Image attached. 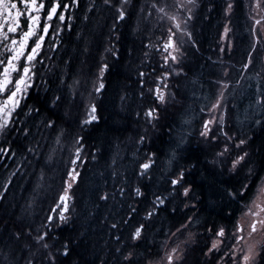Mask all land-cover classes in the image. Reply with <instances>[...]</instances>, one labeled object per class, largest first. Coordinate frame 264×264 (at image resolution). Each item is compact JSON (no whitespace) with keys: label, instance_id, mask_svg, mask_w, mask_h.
<instances>
[{"label":"snow or ice","instance_id":"obj_1","mask_svg":"<svg viewBox=\"0 0 264 264\" xmlns=\"http://www.w3.org/2000/svg\"><path fill=\"white\" fill-rule=\"evenodd\" d=\"M103 6L112 13L111 23L101 22L97 20L94 29L88 32L77 33V41L80 46L78 51L80 55L85 57L81 60V68L79 72L69 73L71 58L62 61L64 68L59 65H45V60L51 61L53 57L48 55L49 52H58L60 43L63 42L62 33L64 31H72L73 17L70 15L72 8L79 7V0H0V141L7 142V137L13 133L17 136H22L25 141L32 135L31 129L26 122L20 121L19 117L23 114L25 117L41 114V109L28 105L25 102L31 94V91L36 87V79L39 77L43 80L41 68H46L47 71H52L53 67L60 70V83L68 89V101L70 104H75L77 97L80 102H85V94L87 103H84L86 119L80 121V127L83 128L91 125L93 122H98L99 117L96 115L97 106L92 102L91 98L98 95L105 88V74L110 70L109 59L116 62L120 59L117 43L120 41V33L118 29L122 23L130 21L136 13L133 10V0H102ZM188 3H194V0H188ZM252 10L259 14L264 12V0H251ZM176 12L169 15L167 8L173 5H163L157 8L154 3L152 8L156 9L163 17H167L173 21L172 25L166 31V40L163 43L162 55L163 63L159 65L158 74L152 78L153 87H147V94L155 97V100L160 104L167 103L169 97L175 100V93L167 91L169 84L167 81L173 75H180V72H175L169 67L170 64H179L180 58L183 56L182 51V36H187L191 39V34L182 31V26L187 24V20L191 17L182 18L178 13L182 11L183 0H174ZM234 3L229 0L225 9V16L229 17ZM88 12L99 11L96 7L95 0H92V5L87 9ZM141 12L143 9L140 10ZM84 21H89L91 17L87 13L83 17ZM249 20L252 21L249 28L250 44L249 50L245 53V60L242 65L244 71L254 66V60L260 49L259 45L264 43V16L257 19L253 15H249ZM230 23V21H229ZM259 26V27H258ZM107 29V31H105ZM135 32H139V25L134 28ZM232 29L226 23L224 25V33L221 37L225 40L226 47H221L220 51L225 52L232 47L229 33ZM59 41L60 43H58ZM47 45V51L45 46ZM95 47L99 54L93 72L91 67L86 74L84 67L87 66V57L91 55L92 49ZM155 48V45L144 44L143 48ZM156 51H160L156 48ZM149 53L144 52V57L147 58ZM143 64L144 61L142 60ZM39 66V67H38ZM152 72L157 73V69L153 68ZM264 72V61H261L260 72ZM65 75H70L71 83H67L64 79ZM149 74L145 71L137 70L139 79L137 83L140 86V96L143 99L145 96V88L147 85L146 77ZM229 72L225 67L222 70L220 79L214 81L217 91L206 96L205 100L208 103L201 107L200 111L207 112L208 119L203 120L201 129L198 133L199 139L196 143L197 152H214L213 159L210 163L221 168V174L224 171L230 175H236L244 172V180L241 182L240 188H233L228 192L229 197L239 205L240 217L233 227V230L228 233L224 227H219L215 230V239L210 244L205 245L206 250L202 249V254L207 258V264H264V155H261L259 162L253 160V152L249 150L253 143V137L247 136L242 131L234 133L233 127L229 120V101L228 95L232 94L236 87L241 84L243 76L235 81V85L227 80ZM48 83V81H44ZM89 84L91 90H89ZM122 100L125 97H121ZM64 97L57 95L51 103V108H57L59 103L63 102ZM258 105L264 109V85L258 84L255 93L253 94L250 107ZM235 110L238 106L231 105ZM24 109H27L25 112ZM51 111V110H49ZM160 109L158 107H149L143 112L144 124L143 131L137 133V145H143L150 139V129L156 127L158 122ZM67 115V114H66ZM137 121L141 118V113H136ZM239 120V117H235ZM41 126L46 129H56V120L48 118L41 120ZM253 125L264 127V114L258 115L252 120ZM17 125H20L17 127ZM39 130V127H38ZM65 135V130L61 128L58 132L56 142L59 144L61 137ZM189 141L186 137L181 136L176 149L183 151L184 145ZM40 147L37 141L34 145L26 144L21 146L20 154L25 160L28 155L36 156L37 149ZM85 137L75 135L72 137V147L69 149L70 158L66 165V179L63 180L62 190L58 193L53 203L55 207H50L47 214L39 227L32 225H24L17 228L11 233V239L16 242V252L18 256L14 257L15 264H64V260L71 258L73 252L81 244L88 240L87 229L80 230L75 237H69L61 240L56 235V230L64 229L72 222L70 215L73 210L70 207V201L74 200L72 189L74 184H78L82 178V166H86L89 162L88 156L92 161L96 160L95 152L85 155ZM139 151V148L137 149ZM257 151L264 152V144ZM17 150L13 149L9 144L8 147H0V157L15 158ZM27 154V155H26ZM155 152L145 153L144 160L139 163L137 170V180L151 179L150 171L155 164ZM177 152L173 150L170 156V161L176 159ZM120 157L119 146L114 153L109 168L110 175L115 180L120 177L118 187H114L111 191L102 190L98 193L97 199L107 204L109 200L115 204L122 205L125 196L130 198H142L145 193L141 186L132 187L126 174L121 173L117 167ZM51 160L49 155L45 163ZM198 159L190 162L187 166L177 169L169 179L171 191L169 195L173 198H185L191 200L195 198V194L187 180V176L191 175L192 171L197 168ZM246 170V171H245ZM19 169L10 173L11 176L17 175ZM43 179V169L41 177ZM11 183V178L5 181L3 191H0V200L6 198L5 194ZM119 197V199H118ZM168 197L156 195L153 203V211H149L145 219L151 218L156 208L165 204ZM32 204H28V209H31ZM185 207H189L185 203ZM195 208V204L191 205ZM27 211V209H26ZM176 209H173L175 212ZM137 212L135 207L129 206L128 212L119 222L112 221L110 223L111 230H119L121 224L128 225L131 222L133 214ZM55 213V215H53ZM231 215V213H229ZM245 218H248L245 221ZM192 224V218H186L176 228V231L171 235L176 236L177 233L184 235L188 232L189 225ZM27 230H24V229ZM145 225L139 224L128 235V241L125 242L121 235L114 234L115 247L112 252V259H117L119 264H136L135 253L132 249L139 246V241L143 239V231ZM206 231L213 233V228L208 227ZM193 233L188 232L186 241L191 240ZM260 236L257 240L255 237ZM249 241H252L251 243ZM227 247V251H224ZM164 255L160 257L166 264H175V261L180 257L176 256L179 251V245L167 249V242L162 248ZM219 254V255H217ZM79 255V253H77ZM227 258V259H225ZM111 264L108 257L96 255V260L91 264ZM73 264H79L78 261H73ZM149 264H152L149 261Z\"/></svg>","mask_w":264,"mask_h":264},{"label":"trees","instance_id":"obj_2","mask_svg":"<svg viewBox=\"0 0 264 264\" xmlns=\"http://www.w3.org/2000/svg\"><path fill=\"white\" fill-rule=\"evenodd\" d=\"M146 4V8L143 7V14L145 10L149 18L144 16L143 19H147L150 23V20H153L154 18L155 11L148 5L149 2ZM101 13L102 16L98 14V17L107 18L109 16L106 10H101ZM83 17L82 20H84ZM132 18H134V16ZM88 22L89 21H87V23ZM120 31L121 27L118 29L119 33ZM73 35V31L64 32L63 42L61 43L58 52H49L48 55L52 56L53 60H45V65H59L60 68H64L62 61L70 58L67 51L68 49L71 51V48L73 47V40H70ZM121 41H119L116 45L119 49L120 59L116 62L112 61L110 70L105 74V90L91 98L92 102L97 106V115L99 117L98 122H93L91 125L85 126L82 130L80 127V121L87 118L84 108V103H87L86 94L84 103H81L80 98L77 97L76 103L70 104L68 101V89L63 87L60 83V70L53 67L52 71L49 72L46 68H41L40 74L43 76V80L39 77L36 79V87L31 91V95L27 103L33 107L40 108L41 114L36 115L33 113L31 116L27 117L21 114L19 117L20 121L28 124L32 135L27 141H25L22 136H17L13 133L7 137V142L0 141V147H8L10 144L11 147L17 150L18 153L15 158L0 157V162L4 165L10 163L8 167L9 170H4L2 173L4 176H0V191H3V185L1 184L2 180L6 181L11 178L12 181L11 186L8 187V191L5 194L6 198L4 200H0V252L3 254L9 253L8 256L11 257L13 262H15L14 257L18 256V253L16 252V242L11 239V233L24 225L39 227L44 219V216L47 214L48 209L50 207H55L53 201L62 190L63 180L66 179V165L68 164V160L70 158L69 149L72 147V137L77 134L85 137V155L95 152L96 160L92 161L91 157L88 156L89 162L87 165L82 166L79 169L81 171L82 178L72 189V194L74 195V202L72 204L73 210L70 214L72 222L64 229L56 230V235H58L61 240H65L69 237H75L80 230H83L81 229L83 222L87 223V227H97V229L102 228L103 225H101V223L105 217H109L111 221L119 222L128 212L129 206L134 207L135 204H137L136 198L133 199L128 196L124 200L122 206H119L120 204H115L111 200L105 204L97 199L98 193L102 190L111 191L114 187L119 186L120 177H117L114 180L110 175L111 169L109 168L111 159L117 151V146H119L121 157L117 167L121 173L127 175L132 187L140 184L143 185L144 189H147L146 183L149 179L137 180L138 165L144 160L145 153L155 152L156 163L150 172L151 179H162L166 176L172 177L170 172L174 173L177 169L183 168L190 162H194V160L198 159L199 162L197 164V168L193 170L194 173L192 174H196L194 178L197 177V179L201 181V184L205 185L206 188L204 189L199 184L194 185L193 192L195 194V198H193V202H195L196 198L200 195H202V198L203 195L206 197L204 200L206 206L208 207L207 209L209 210L208 218L210 221L218 220L216 216L217 212L221 210L220 212L222 213L224 211V208L221 207L224 201L221 202V198L219 197L221 193L223 194V192H221L222 190L225 193V200L230 202V199L228 198L230 187H227L225 184L227 181H225L224 178L222 179V174H219V170L212 171L211 174L205 171V168L202 166V163L205 164L204 155L201 154V152L189 149L191 146H194L195 140L192 139L189 141L186 131H190V128L187 127V125H185V127L180 126L178 118H171V120L169 118H162L163 122H161V120L158 121L159 126L157 128L155 127L154 129H150V139L143 145L136 144V140L138 138L137 133L143 131V112L146 108L144 100L139 99L141 89L137 83V80L139 79L137 76V70L145 71L149 74L146 77L148 83V79L153 78V76L150 75L153 73L150 72V69L156 68L155 66L157 65L159 66L160 61L158 60V64H155L154 60L157 59L158 56L156 53H154V56L149 52V50H146L149 53L147 58L143 57V53L139 60V55L138 58L129 55L133 58V62L131 65H128L130 57L126 55L128 54L127 51L130 50L134 53L137 49L136 47H132L131 49L126 50L125 46L128 43L123 41V38ZM122 44L124 45L123 48ZM142 60L144 61L143 64L141 63ZM138 61L141 65L136 64ZM90 62L91 61H88L87 65ZM127 66L128 70L126 71ZM204 66L206 68L212 67L210 63ZM88 69L89 67L86 69V74L88 73ZM76 70H78V67L75 66L73 61L71 62L69 69H66L69 73H76ZM93 70L94 69H92V71ZM197 72L200 73L199 71ZM196 77L198 78V75ZM64 79L67 83H71L70 75H65ZM44 81H48V83H44ZM169 81V83H172L173 79H169ZM121 82L124 83V89L122 93L119 94L117 93V85ZM193 82L197 83L194 80ZM60 85L62 86V90H60ZM89 90H91L90 84ZM63 94H65V96H63ZM57 95L63 96L64 100L59 103L57 108H51L52 100ZM107 97L109 98L110 104L118 105V103H123L125 110L123 112H117V110H115V112L108 111L107 106L109 101L105 104ZM121 97H125L124 101H122ZM132 99L144 103H137L136 107V105L130 103V100ZM75 107H77V111L76 115L73 117L72 109H75ZM66 108H70V113L67 116L64 115ZM24 111L26 112L27 109H24ZM136 111L141 113L139 121H137ZM50 114L51 118L56 120V129H46L40 124L41 120L48 118ZM121 115L125 118H119ZM115 120H117V122H123L118 126L114 123ZM157 125L158 124H156V126ZM19 126L20 125H17V127ZM256 127L257 125H253L251 130H256ZM61 128L65 130V135L61 137L60 143L58 144L56 142V138ZM155 129L162 132L163 135L160 133V135L157 136V130ZM178 130L182 132L181 136L186 137L189 141L188 144L184 145L183 151L176 149V145L180 137H178V141L175 144H172V146L169 142L170 138L168 133L171 132L176 134ZM194 130H196V125H194ZM37 141L40 145L37 149V155L40 157L39 160H37L36 156L33 155H28V159L25 160L20 154L21 146L26 144L34 145ZM260 143L261 145L264 144V133L256 137L253 142V148L257 152L256 153L252 150V152H254L253 158L257 163L259 162L261 155H264V152L257 151V149L261 146ZM138 148L139 151H137ZM173 150H176L177 152L176 159L169 162ZM49 155L51 156V160H48V162L45 163ZM1 163L0 166H2ZM16 169H19L17 175L10 177V173ZM42 169L43 179H40ZM239 178L241 179L242 175H240ZM154 190H156V188L151 186V188L147 191L149 195L144 196L142 200L144 207L152 204L151 196L153 195L152 193ZM209 193H211V195H209ZM29 203L32 204L31 209H28ZM181 203H183V201H181ZM195 203H197V201ZM23 204H27L29 216H25L26 218L18 220L21 215L20 209ZM9 212H11L10 215ZM162 212L163 211L161 210V213ZM163 219H165V224L162 225L163 227L172 223V219L166 218V216ZM163 219L158 217H154L151 221L143 219V224L145 227L156 226L158 223L159 224L157 226H161L160 222H162ZM195 220L196 222L201 221L198 217L195 218ZM156 222L158 223L155 225ZM124 226L125 225L121 224L120 229ZM87 227H85V229H87L88 232L89 230ZM106 227L108 228V226ZM24 230L27 229L25 228ZM116 231L118 230H112L111 233ZM87 235L89 237L92 233H87ZM149 235L152 236L153 233H149ZM83 246L84 243L76 248L72 257L64 260V264H72L73 261H78L79 264H89V261H87V254L84 255L82 252V249L83 251L85 250ZM77 253H79V255H77ZM102 257H104V255ZM95 260L96 257L93 261ZM96 264H99V262L97 261Z\"/></svg>","mask_w":264,"mask_h":264},{"label":"rangeland","instance_id":"obj_3","mask_svg":"<svg viewBox=\"0 0 264 264\" xmlns=\"http://www.w3.org/2000/svg\"><path fill=\"white\" fill-rule=\"evenodd\" d=\"M152 1H155L158 4L157 8H159L160 6H163V5H173V7L166 9V11L168 12L169 15L176 12V9L174 6V0H172L171 3H167L166 0H141V6L146 8V5H147L146 3L149 2V4H152V3H154ZM221 1L222 0H194V3H188V2H186V0H183L182 11H180L178 14L182 18H187L189 16L191 17V19L187 20V24L185 26H182V29H184V32L191 34V39L189 40L186 35L181 37V39L184 38L183 42H184L185 46H184V48L182 47V51L184 54L180 58L179 64H170L169 65V67L174 69L175 72L181 73L180 75H173L170 78V79H173V81H172L173 82V88L175 87V92H176L175 95H176L177 99L178 98L179 99L184 98L183 94L187 93L186 88L191 89V92L193 94L195 93V89L197 87L194 85L195 83L193 82V80L195 82H199L200 81V80H198L199 78H201L202 80L203 79L206 80L205 76L200 75L201 72L198 73L196 70H198L199 68L205 67L204 65H206L208 63H210L212 65V67H214V68L223 67V69H224L231 61V59L228 56H230V53H234L232 50V47L235 44L237 37H239L240 35L243 34V31L238 32L235 24L233 23L234 14H236L235 11L234 12L232 11L229 17L225 16V9H226L225 6L227 4H225V6L222 9L218 10V12L220 11V13L222 15V20L213 21V23L211 24V20H209L208 18H213L212 16L214 15V11H215L214 9L215 8L218 9V7L221 4ZM228 2H229V0H227V3ZM101 10H106L108 12L109 16L107 18L103 17L101 19V17H98V12L96 11L95 15L93 17H91V20H89L88 23L84 20H80L78 22L77 26L75 27V30L74 31L72 30L74 35L70 38V40L71 39L73 40V47L71 48V51H69V49H68V51L67 50L66 51L68 52V55L71 58V61H73L75 63V66L78 67V70H76L77 72H79V70L81 68V60L85 59V57L81 56L80 52L78 51V48L82 45H80L79 42L77 41V33L91 31L92 29L95 28L98 19H101V22H105V23L110 24L112 13H110L107 9L101 8L100 11ZM154 11H155L154 18H153V20L152 19L150 20V23L147 21V19H143V20L141 19V13L138 14V19H136V14L133 15L134 18H132L130 21H128L127 25L125 26L126 28H129L128 32L126 34L120 33V37H121L120 41L123 38V41H126L128 43L125 46L126 50L131 49L132 47H136V49H137V51L134 53L132 51L128 50L127 51L128 54H126V55H128V57H130L129 55H131L135 58H138V55H139V58H140L142 56L141 48L143 47V43L145 41H147L146 43L151 41V43H153L154 45H156V44L160 45L161 42H159V40H161V39H163L162 42H165V40L167 38L166 31L172 25L173 21L169 20L167 17L162 18V14L159 13L156 9H154ZM216 15H218V14H216ZM216 15H215V17H216ZM144 16L148 17V14L145 10H144L143 17ZM199 20L201 21L202 25L198 24L197 21H199ZM212 20H214V19H212ZM229 21H230V23H229ZM134 22H135V24H133ZM226 23L232 29V31L229 33V37L231 39L232 47L230 50L226 49L225 52H221L220 48L226 47V43H227L225 40L221 39V37L224 33V25ZM251 23L252 22H250L249 25L245 28L246 29V31L244 32L245 34L250 35L249 34V28L251 26ZM137 25H139V29H140L139 32L134 31V28ZM203 26H204V29H203ZM105 31H107V29H105ZM64 32H67V31H64ZM123 46L124 45L122 44V48H123ZM46 49H47V47H46ZM138 52H139V54H138ZM144 52H143V57H144ZM150 53L154 55V51H151ZM226 53H229V55H226ZM165 54L166 53L163 52V55H165ZM139 58H138V60H139ZM98 60H99V54L96 51L95 47H93L91 55L87 57V61H91V62L87 66L84 67L85 73H86V69L88 67H91L92 69H94L93 71L95 72L96 71L95 65H96ZM158 60L161 61L162 57H158L157 59H155L154 60L155 64H158ZM132 62H133V58L130 57V59L128 61V65H131ZM109 63H110V65L112 64L111 58L109 59ZM161 63H163V61ZM136 64H140V62L138 61ZM156 67H159V66H156ZM194 68H196V70ZM127 70H128V66H127L126 71ZM156 74H158V73H155L152 76L154 77V75H156ZM197 75H198V78L196 77ZM169 82L170 81L168 80L167 83L169 85H171V83H169ZM150 83H152V78L148 79V83H147L146 88L144 90L145 96H146V98L144 99L145 103L140 102V101H135V99L130 100V103L136 105V107H137V103H141V104L144 103L146 105L145 109L155 106L156 105L155 97L147 94V87H148V84H150ZM62 86L60 87V90H62ZM170 88H172V87H169L168 90H170ZM58 89H59V87H58ZM123 89H124V83H122V82L118 83V85H117L118 92L117 93L121 94ZM115 90H116V88H115ZM63 96H65V94H63ZM191 96H190V99L184 100V103L183 102L180 103L178 101L172 100L169 102L167 101V103L158 105L157 107L160 109L159 121L161 120V122H163L162 118H169L170 120H171V118H178V122H179L180 126L185 127V125H187V127H189L190 130H193L194 125H195V121L199 120L200 118H195L196 119L195 121H193L194 118L193 119L185 118L186 113L189 110L188 107L191 106V114H190L191 116H192V113L194 112V110L192 109V106H194L195 102H192V101H195V99H197V98L194 97L192 99ZM170 99H171V97H169V100ZM111 100H112V98H111ZM108 101H109V98L107 97L105 104H107ZM122 101H124V100H122ZM190 101H191V103H189ZM107 107H108L107 110L110 112H115V110H117V112H123L125 110V108L123 107V103H121V104L118 103V105H117V104H110V101H109ZM71 108H73V107H71ZM172 108H174V109L171 110ZM76 109H77V107H75V109H72L73 113L71 111L73 117H74V115H76V111H77ZM69 113H70V108H66L64 111V115L67 116V115H69ZM194 113H196V112H194ZM119 118H125V117L123 115H121V117H119ZM205 119H207V118H205ZM238 121L242 122L241 119H239ZM122 122L121 121L117 122V120H115L114 123H116L119 126L122 124ZM202 122L203 121L200 120L201 126H202ZM156 124H158L156 126V128H157L159 126V122H156ZM200 129H201V127H200ZM261 129L264 130V128H261ZM261 129H259L257 132L261 131ZM155 130H157V129H155ZM160 133H161V135H163V133L160 132L159 130L156 131L157 136L160 135ZM167 133H168V131H167ZM181 135H182V132H180L179 130L174 135H172L170 133L168 134V136L170 138L169 142H170L171 146H172V144H175L178 141V137H181ZM260 145H261V143H260ZM187 147H188V145H187ZM253 151L256 152L255 149H253ZM253 160H254V158H253ZM170 174H172V172H170ZM172 177H174V176H172ZM223 178H225V176L222 175V179ZM210 185H212V184H210ZM209 195H211V194L209 193ZM182 201L184 203H187L191 207L189 200H186L183 198ZM72 204L73 203H70V207H72ZM176 205L177 204H174V206H173L174 209L177 208ZM119 206H122V205H119ZM187 208L185 207V204L181 205L179 208V212L183 213V212H185V210H187ZM26 209H27V204H23L21 209H20L21 215L19 216L18 220L26 218L25 216H29V211H28V209L26 211ZM10 214H11V212H9V215ZM164 215H165V213H163V215L162 214L159 215L158 218L163 219V218H165ZM143 219H145V218H141L139 223L140 222L143 223ZM132 220H131L130 224L124 226L126 232H123L122 229H119L118 231H116L114 233H111L112 230L110 229V223L112 221L109 219V217H105V219H103V221L101 223V225H103V226L100 229H97V227H92V228L87 227L88 225L86 222L82 223L81 229H85V227H87L89 230L87 233H90V232L92 233V235L88 237L87 242L84 243L83 248L85 250L83 251V249H82L83 254L84 255L87 254V261H89V264H91V262L93 261V259L96 257L97 254H99L100 256L108 255L106 257H108L109 260L112 259V252L110 250L116 246L115 242H114V234L115 235H121V231H122L123 232L122 236L124 237L123 240L125 242H127L125 240L126 236H128L129 233L131 232V230H130L131 227L133 225H135V223L138 222V221H134L135 218L134 219L132 218ZM176 220H177V218H176ZM164 221H165V219L162 220V225L165 224ZM177 221L178 222L174 221L173 223H169V225L164 226L165 229L162 231L163 233H161V235H160V236H163L164 239H160V237H158V239L156 240V243L154 241H152L155 237L154 234H153V236H150L149 234H147L146 238L151 239L149 241L150 247L148 249L144 248V251H143L144 254L142 252H140L139 257L136 259V262L137 261L140 262L139 264H141V263L142 264H149V261H151L152 264H166V261H162L160 259V257L164 255V251L162 250V248L164 247L165 242H167V249L168 250H170L171 247H175L176 245H179L178 255H176V256L180 257V260L185 258V253H186L185 245L189 241L195 240L196 235H195V231L192 228V226L189 225L188 232H191L194 234L191 240H188L187 242H185L187 235H188V232H185L184 235H180L179 233H177L176 236H172L171 234L176 231V229L174 230V228L175 227L177 228L179 226V224L182 222L181 220L180 221L177 220ZM77 224H78V222H77ZM106 226H108V228ZM168 227L169 228L171 227V228L167 229ZM99 231H100V234H99ZM151 243H153V244H151ZM8 255H9V253L3 254L2 252H0V264H15V262H13V260H11V257H9ZM9 258H10V260H9ZM157 259H160V262H157ZM111 264H119V261L117 259H112ZM185 264H190V263H188V260H187V263H185Z\"/></svg>","mask_w":264,"mask_h":264},{"label":"flooded vegetation","instance_id":"obj_4","mask_svg":"<svg viewBox=\"0 0 264 264\" xmlns=\"http://www.w3.org/2000/svg\"><path fill=\"white\" fill-rule=\"evenodd\" d=\"M172 0H166L167 3H171ZM65 2H69V0H65ZM154 2L156 5H158L155 1ZM151 2V3H152ZM186 2H188V0H186ZM232 2L234 3V7H233V12L235 11L236 14H234V20L233 23L235 24L238 32L243 31V34L240 35L239 37H237V40L235 41V44L232 47V50L234 53H230V56H228L231 61L230 63L226 66L229 75L227 77V80L232 82L233 85H235V81L237 79H240L241 76L244 77L243 80H241V84L235 88L234 92L230 95H228V101H229V120L230 123L233 127V131L234 133L237 131H242L244 134H246L247 136H251L253 137V142L255 140L256 137H258L259 135H262L264 133V130H262L261 127L259 125H257V130H251V128L253 127L252 124V120L256 119L258 115L264 114V109L260 108V106L258 105H252L250 107V103L253 97V94L255 93L256 90V86L258 84L260 85H264V72L261 73V75H257V72H260L261 69V61H264V43H261L259 45V53L258 55H256V58L254 60V66L250 67L247 71H244L242 68V65L244 63L245 60V53L247 50H249V44H250V35L245 34L244 32L246 31V27L249 25L250 22H252L251 20H249V15H253L255 16L257 19H260L261 16H264V12H260L259 14H257L256 12H254L252 10V5H251V0H232ZM149 4V6H151L154 4ZM95 4L96 7L99 9L98 14L100 16H102V13L100 11L101 8L106 9L103 6L102 0H95ZM225 4H227V0H222L220 6L217 8H215L214 10V15L212 16L213 18H208L209 20H211V24L213 23V21L216 20H222V15L220 13V11L218 12V10L222 9ZM92 5V0H79V7L78 8H72L70 15L73 17L72 20V24H73V28L72 30H75V27L77 26L78 22L80 20H82V17L84 16V14L87 13V15H89V17H93L96 13V11H92V12H88L87 9L89 7H91ZM227 7V5L225 6V8ZM224 8V9H225ZM135 9L136 12V19H138V14L141 13V19L143 20V11L141 12L140 10L143 9V7L141 6V0H134L133 1V10ZM154 9V8H152ZM218 14V15H216ZM216 15V17H215ZM102 18V17H101ZM214 19V20H212ZM91 20V19H90ZM199 25H202L201 21H197ZM135 24V22L133 23ZM127 25V23H122L120 25L121 27V31L120 33L122 34H126L129 30V28H126L125 26ZM259 27V26H258ZM204 29V26H203ZM182 31L184 32V29H182ZM206 31V30H205ZM62 36L64 37V32L62 34ZM184 39V38H183ZM183 39H181L182 41V47L184 48L185 44L183 42ZM163 39L159 40V42H161L160 45H155V48L153 47H149L147 49L145 48H141L142 53L144 50H149V52L154 51V53H156V55L158 57H162L163 55V43L162 42ZM58 43H60L59 41H57ZM147 41H145L143 43L144 44H149L146 43ZM152 45H154L153 43H151ZM61 45V43H60ZM47 47V45L45 46ZM156 48H159L160 51H156ZM46 49V48H45ZM226 55H229V53H226ZM141 58V57H140ZM139 58V59H140ZM163 60L160 61L159 65L162 64ZM158 66V65H157ZM156 67V66H155ZM153 69V68H152ZM152 69H150V72H152ZM157 69V73L159 72V67H156ZM196 70V68H194ZM223 67H219V68H214V67H202L199 68L196 71L201 72L200 75H204L206 80H202L201 78H199V82L195 83L194 85L197 87L195 89V93L193 94L191 92V89L186 88L187 93L183 94L184 98L183 99H175V101L178 102H183L186 99H190V96L192 97V99L194 97H196L197 99H195L194 106H192V109L194 110V112L196 113H192L191 114V106L188 107L189 110L186 113L185 118H194L193 121H195V118H200L199 120L195 121V125H196V130H190V131H186L188 137H189V141L190 140H195V144L194 146L190 147L189 149L195 150L196 149V143L199 139L198 133L200 131V120H204L205 118H209V116L207 115V112L205 111L204 113H202L200 111L201 107H204L208 101L205 100L206 96H210L212 94H214L217 91L216 86L214 85V81H216L217 79H220L221 77V73H222ZM154 73H151L150 75H153ZM132 85V84H131ZM153 83L148 84V87H153ZM106 87V86H105ZM170 90H167L171 93H175V87L173 88V82L171 83V85H169ZM105 90V88L101 91L103 92ZM31 95V94H30ZM30 97V96H29ZM29 97L28 99L23 102V103H28L29 101ZM146 98V96H144V98L142 99L141 96L139 95V99L140 100H144ZM172 101V99L167 100ZM156 105L153 107H157L158 105H160L159 102L155 101ZM179 103V104H180ZM191 103V101L189 102ZM232 104H236L238 107L233 110L231 105ZM179 106V105H178ZM161 107V106H160ZM148 109V108H147ZM145 109V111L147 110ZM174 108H172L171 110H173ZM97 115V113H96ZM98 116V115H97ZM238 116L239 119L242 120V122H239L235 117ZM259 129H261V131L257 132ZM170 134L171 133L169 132ZM168 133V134H169ZM253 148V143L251 144V147L249 148L250 151H252ZM201 154L204 155L205 157V164L202 163V166L205 168V171L209 174H211L212 171L215 170H219V174H221V168L219 166L214 167L210 161L213 159V155L214 152H212L211 150H209L208 152H201ZM1 163V162H0ZM156 163V161H155ZM10 163H7V165H4L3 163H1L2 166H0V176H3L4 174H2L4 172V170H9ZM155 166V164L153 165V167ZM152 167V168H153ZM152 170V169H151ZM151 172V171H150ZM192 173H194L192 171ZM191 173V175L187 176V180L190 182V185L193 189L194 185H200L201 187H203L204 189L206 188L205 185L201 184V181H199L196 178H194L196 176L193 175ZM244 172H240L236 175H230L228 172L224 171L223 172V176H225V181H227L225 184L227 187L229 188V191H231L233 188L239 189L241 182L244 180V176L243 174ZM242 175V178L240 179L239 176ZM170 178H174V177H164V178H153V179H149L146 183L147 189L143 188V185L138 184L139 186H141L142 191H144L145 195L147 196L148 194V190L151 188V186L155 187L156 190L153 191V195L151 196V202H153L155 200V196L156 195H163L168 197V199L165 201V204L156 208L154 211V214L151 218H148L147 220H153L154 217H158L159 215H163V213H165L166 218L172 219V223L178 222L177 220H181V221H186V218L191 217L192 218V224H190V226H192V228L195 231V235H196V239L193 241H189L186 245H185V258H183L182 260H177L175 261V264H185L188 263L190 264H207V258L203 256L202 254V249L206 250L205 245L210 244L212 242L213 239H215L214 236V232L216 229H218L219 227H224L226 229V232L230 233L233 230V227L237 221V218L240 217V211H239V205H237L228 195V198L230 199L228 202V200H225V193L222 190L221 192H223V194L221 193V195L219 196L221 198V202H223V205L221 206L222 208H224V211L221 213L220 211L217 212L216 216L218 218V220L216 221H210L209 220V210L207 209L208 207L205 204V196L200 195L198 198H196L197 203L193 202L192 200H189L190 204H195V208L189 207L187 208V210H185V212L180 213L179 212V208L181 205H184L185 203H181L182 201V197L180 198H176L173 199L169 193L171 191V186L169 184V179ZM240 179V180H239ZM8 180V179H7ZM80 182V181H79ZM5 181L2 180L1 184L4 185ZM12 181L10 183L9 186H11ZM76 184L73 185V187ZM146 190V192H145ZM225 190V189H224ZM156 191V192H155ZM203 193V192H202ZM211 194V193H210ZM136 198L137 200V204H135V208L137 209V212L135 214H133V217L135 216V220L134 221H138L137 223H135V225H133L131 227V231H133L135 229V227H137L139 224H141V222L139 223V221L141 220V218H145L147 216V213L149 211H153V203L149 204L147 206H143V198ZM127 196H125L124 199H126ZM185 199V198H184ZM73 201H70V203H73ZM174 204H177V208L176 211L173 212V206ZM169 205V206H168ZM146 209V210H145ZM161 210L163 211L161 213ZM229 213H231V215H229ZM55 214V213H53ZM225 214V215H224ZM199 218V220H201L200 222H196L195 218ZM177 218V220H176ZM248 218H245V221H247ZM158 222L155 223V225ZM143 224V223H142ZM159 224V223H158ZM157 224V225H158ZM161 226H150V227H145L144 231H143V239L139 241V246L136 247L135 249H132L135 253V257L136 259L139 257L140 252H142L144 254V248L148 249L150 247L149 241L151 239L146 238L147 234L149 233H153L154 234V239L152 241H154L156 243V240L158 239V237H160V239H164L163 236H160L161 233H163L162 231L165 229V227L162 226V222H160ZM175 224V223H174ZM211 227L213 228V233L210 234L206 231V228ZM171 228V227H170ZM169 227L167 229H170ZM174 228V227H173ZM123 232L125 231V227L121 228ZM176 229V227L174 228V230ZM121 231V236L123 235V232ZM146 234V235H145ZM153 236V235H152ZM123 237V236H122ZM124 238V237H123ZM255 239L259 240L261 239V237L258 235L257 237H255ZM126 241H128V236H126ZM250 243L252 241H249ZM153 244V243H151ZM152 247V246H151ZM224 251H227V247H224L223 249ZM176 255H178V252L176 253ZM219 255V254H217ZM142 256V255H141ZM262 256H264V253H262ZM227 259V258H225ZM112 261V259L110 260ZM157 262H160V259H157ZM140 262H136V264H139ZM142 264V263H141ZM213 264H215V257L213 258Z\"/></svg>","mask_w":264,"mask_h":264}]
</instances>
